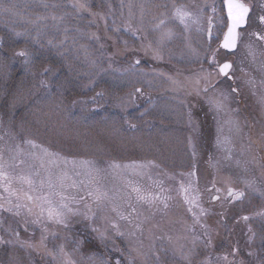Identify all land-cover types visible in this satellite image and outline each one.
<instances>
[{"label":"rangeland","instance_id":"rangeland-1","mask_svg":"<svg viewBox=\"0 0 264 264\" xmlns=\"http://www.w3.org/2000/svg\"><path fill=\"white\" fill-rule=\"evenodd\" d=\"M86 2L90 11L77 8L76 0H0V5L12 8L7 13L0 10V42L9 48L0 45V151L4 161L13 165L9 169L13 175L33 174L38 189L44 180V192L51 177L57 184L61 179L65 185L76 182L77 187L63 191L77 199L97 189L107 193L102 211L92 197L79 207L92 204L98 216L116 220L121 231L135 235L120 238L109 231L104 244L85 230V224L92 222L79 216L72 217L67 228L45 220V232L32 223L34 217L0 211L4 241L14 239L5 231L10 227L19 231L20 239L38 246V250H21L0 242V264H58L40 246L42 236L51 251L64 245L72 252V240L88 241L82 245L83 254H103L112 264L120 253L108 249H124L127 257L129 244L139 248L133 253L134 264H228L231 259L260 264L264 260V104L260 103L264 41L253 33L264 35V22L259 20L264 0H243L253 7L247 26L239 31L235 52L221 47L227 30L220 24L226 15L221 0ZM174 5L192 12L199 22L185 29L172 18ZM160 19H166L173 32L163 44H158L155 28ZM149 44L159 48L162 59H156L151 49L145 51ZM22 50L31 54L30 63L16 55ZM35 52L40 55L39 69L34 67ZM226 62H232V80L219 73ZM12 77L21 79L18 86L4 89L5 80ZM173 80L183 87L177 88ZM205 87L207 93L197 94ZM209 96L221 102L219 109L207 103ZM189 111L195 125L189 122ZM28 140L63 159L50 163L53 158L44 157L41 166L40 159L29 155H42L41 148H33ZM18 146L23 155H17ZM81 161L93 162L100 171L90 176ZM181 184L207 212L199 223L189 211ZM135 187L170 198L168 207L159 200L155 205L138 201ZM229 188L244 196L233 199ZM215 196L221 199L214 200ZM192 211L199 215L197 208ZM118 212L129 219L121 220ZM101 224L97 220L94 226ZM73 259L80 264V254ZM121 264H126L125 259Z\"/></svg>","mask_w":264,"mask_h":264},{"label":"snow or ice","instance_id":"snow-or-ice-1","mask_svg":"<svg viewBox=\"0 0 264 264\" xmlns=\"http://www.w3.org/2000/svg\"><path fill=\"white\" fill-rule=\"evenodd\" d=\"M221 6L226 10V15L220 18V24L227 28L226 32H223V41L222 46L224 49H236L238 41L240 40V32L238 29L241 27H246L249 20V14L252 11V5L243 2V0H221ZM47 7V5H45ZM76 7L80 10H88L90 11L86 0H76ZM175 11L173 13L174 19L178 20L181 24L184 25L185 29L190 27V23H198L199 20L197 17L193 16V13L190 11H186L183 7H176L174 5ZM0 10L4 12H11L12 8L6 7L4 5H0ZM213 13L217 12V8L213 6ZM93 15H95L93 13ZM167 17V14H164ZM43 19V17H41ZM53 19H56L54 16ZM62 19V17H61ZM259 20L264 22V15L259 16ZM209 24L211 25V18L209 19ZM131 28L130 25H128ZM156 30L159 33L158 44H163V42L167 39H170L173 35V32L170 28L166 27V19H160L159 23L155 25ZM135 31V29H132ZM20 35V33H17ZM259 40L264 41V35H260L259 33H253ZM208 36L212 38L211 27L208 29ZM67 38V37H66ZM49 44H52V41H48ZM62 43V42H61ZM151 49L153 55L156 59H162L159 48H152L151 44L148 45V48L145 49L147 51ZM16 55L24 57V63L28 64L31 62V54L28 51L22 50L16 53ZM196 55H199L196 53ZM213 62H215V56L213 54ZM135 64H139V60L135 62ZM132 68L135 65L131 66ZM232 68V64L230 62H226L219 67V72L227 74L228 71ZM210 75V74H209ZM171 79V78H169ZM172 83L177 87H183V85L176 80H173ZM199 84V80L196 81ZM139 91V90H138ZM197 94L199 91H203L204 93L208 92V87L203 89H197ZM233 91H236L235 89ZM207 103L216 109L221 107V102L214 97L209 96L207 98ZM260 103L264 104V96L260 98ZM189 122L193 125L196 122L192 119L191 112L189 111ZM197 130L194 128V131ZM3 139V137H0ZM219 142V140H218ZM27 144L31 145L33 148H41L42 155H38L33 152L30 153L34 159L41 160V166H43V158L44 157H52L53 159L50 163H57L59 160H62V157H59V154L53 153L46 148H43L40 145H37L34 141L28 140ZM23 149H20L18 146L17 155H23ZM195 155V152H193ZM15 159V158H13ZM68 163V161H64ZM25 161L23 159L19 160V164L23 165ZM75 164V161H72ZM82 165L88 168L89 175L93 172H99V169L93 167V162L91 161H81ZM13 165L11 163H6L4 161V156L2 151H0V211H7L8 213L13 214L16 217H21L22 215H27L29 217H34L32 220L33 224H40L43 227V231H47V228L44 227L45 220L53 222L57 225H61L65 228L69 227L70 219L72 217H82L84 221H91L92 223L85 224V230L91 231L96 234V238L101 243L107 244L110 239L108 233L112 231L115 236H119L120 238H125L126 236L131 237L134 236L135 233H125L121 231L120 224L114 220L110 219L107 216H98L96 211H93L92 204L84 203L83 209L79 207L81 202L86 201L87 197H92L93 202L95 203L98 210L102 211L103 200L106 198L107 193L100 192L97 189L95 192L88 191L86 195L80 196L77 199L74 196L65 195L63 189L66 187H77L76 182H73L71 185H65L63 179L59 181V183H54L49 177L46 187L47 191L44 192L43 189L45 187V181H40L39 189L36 187V181L32 178L33 174H24L20 173L17 175H13L12 172L9 171ZM113 168H119V164L111 165ZM125 167H133L131 165H125ZM137 167H145V165H138ZM35 175H39L38 172ZM189 175H194V173H190ZM92 181L89 180V183ZM83 183V182H81ZM18 185V186H17ZM26 186V187H25ZM251 187V185H248ZM181 189L185 193V201L189 204V211L192 212L193 217L196 218V222L199 223L201 217L207 214L206 210L201 207L198 203V197L189 198L187 195L188 189L184 188L183 184H181ZM133 191L137 194V200L145 202L149 205H155L157 200L163 203L164 208L168 207L167 199L168 197H159L153 196L151 193H143L139 187L133 188ZM217 192L220 190L217 189ZM39 193V194H38ZM228 195L233 199H239L244 196V192H236L234 189H228ZM214 200H219V196L213 197ZM193 207L199 210V215L197 212L192 211ZM113 211H116L113 208ZM136 209L133 208L132 212H135ZM118 216L121 220H128L129 217L125 216L123 213L118 212ZM244 220H247L248 217H243ZM97 220L102 221L101 226H94ZM131 222V221H129ZM25 226H27V220H25ZM0 227H3V221L0 220ZM137 229L139 228V224L136 225ZM201 227L206 228V225H201ZM26 230V227H25ZM8 234L14 239H10L8 241H4L3 236H0V242L12 244L19 246L21 250H38V246L30 241L20 239L19 231H15L10 227L5 229ZM45 237H41L40 246L44 247L48 252V255L58 262V264H77V260L73 259L74 254H80V264H112V261L104 258L103 254L92 252L90 254H83L81 252L82 245L88 243V241H80V240H72L71 243L75 245L72 249V252H68L65 249L64 245H59L56 251L47 250L46 245H44ZM114 243V241H112ZM262 248H264V240H262ZM128 256H124V249L116 247L114 249H108V251H114L120 253V259L115 260V264H121V259H125L126 264H134L135 257L133 253H139V248L128 245ZM238 251L234 249V253ZM249 256L255 255L254 253H248ZM187 259V257H185ZM227 259V257H225ZM17 264H23V261H17ZM243 264V262H241ZM260 264H264V260L260 261Z\"/></svg>","mask_w":264,"mask_h":264},{"label":"trees","instance_id":"trees-1","mask_svg":"<svg viewBox=\"0 0 264 264\" xmlns=\"http://www.w3.org/2000/svg\"><path fill=\"white\" fill-rule=\"evenodd\" d=\"M0 45L1 46H5L4 47L5 50L9 49L8 47H6L5 43L0 42ZM39 58H40V55L37 52H35V56H34V67H36L35 69H39L40 68V60H39ZM18 69L19 68H16L15 70H18ZM20 76H22V75H20ZM29 79H31L30 76H29ZM18 81L20 82L21 79L17 80L16 78L12 77L11 79L9 78L8 80H5V83L3 84L4 85V89H10V88L14 87ZM18 83H17V86H18ZM2 90H3V88H2Z\"/></svg>","mask_w":264,"mask_h":264},{"label":"bare ground","instance_id":"bare-ground-1","mask_svg":"<svg viewBox=\"0 0 264 264\" xmlns=\"http://www.w3.org/2000/svg\"><path fill=\"white\" fill-rule=\"evenodd\" d=\"M225 12H226V10H225ZM241 29V28H240ZM240 29H238V31H240ZM227 31V30H226ZM223 39V38H222ZM223 41V40H222ZM221 47H222V49H224L223 48V46H222V42H221ZM238 47H239V41H238V44H237V47H236V49H233V50H229V49H224L225 51H229V52H235L237 49H238ZM39 60H40V58H39ZM231 64H232V62H230ZM232 69V68H231ZM231 69L228 71V73L227 74H223V73H220V75L221 76H227L229 79H233V75H232V73H231ZM60 85V84H59ZM204 132H205V130H204ZM207 132H208V130H207ZM242 198V197H241ZM240 199V198H239ZM229 204V203H228ZM252 208H256L255 206L254 207H252ZM226 212L228 211L229 212V207H227L226 209ZM254 214L257 216L258 215V212L256 211V209H255V211H254ZM245 215H247L248 217H249V215L248 214H245Z\"/></svg>","mask_w":264,"mask_h":264},{"label":"flooded vegetation","instance_id":"flooded-vegetation-1","mask_svg":"<svg viewBox=\"0 0 264 264\" xmlns=\"http://www.w3.org/2000/svg\"><path fill=\"white\" fill-rule=\"evenodd\" d=\"M221 199V198H220ZM235 250H237L236 248H234ZM233 252H234V250H233ZM228 264H241V262H238V260H234V259H231V260H229L228 262H227Z\"/></svg>","mask_w":264,"mask_h":264},{"label":"water","instance_id":"water-1","mask_svg":"<svg viewBox=\"0 0 264 264\" xmlns=\"http://www.w3.org/2000/svg\"><path fill=\"white\" fill-rule=\"evenodd\" d=\"M229 50H233V49H229ZM223 65V64H222ZM224 74V73H223Z\"/></svg>","mask_w":264,"mask_h":264}]
</instances>
